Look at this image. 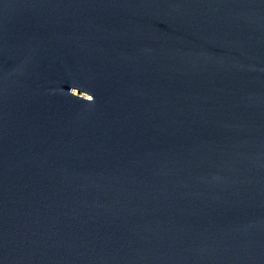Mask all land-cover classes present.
I'll list each match as a JSON object with an SVG mask.
<instances>
[{
  "label": "water",
  "instance_id": "water-1",
  "mask_svg": "<svg viewBox=\"0 0 264 264\" xmlns=\"http://www.w3.org/2000/svg\"><path fill=\"white\" fill-rule=\"evenodd\" d=\"M0 264H264V0H0Z\"/></svg>",
  "mask_w": 264,
  "mask_h": 264
}]
</instances>
